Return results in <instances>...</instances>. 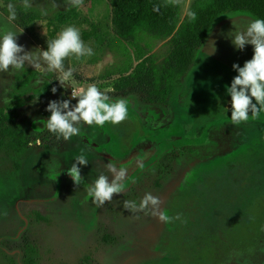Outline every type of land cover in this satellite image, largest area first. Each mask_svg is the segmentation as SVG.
Instances as JSON below:
<instances>
[{"label": "rangeland", "instance_id": "1", "mask_svg": "<svg viewBox=\"0 0 264 264\" xmlns=\"http://www.w3.org/2000/svg\"><path fill=\"white\" fill-rule=\"evenodd\" d=\"M177 1L186 12L191 0ZM29 3L41 17L20 27L15 12L10 18L2 11L11 5L13 12L16 4L0 0V36L23 30L16 42L24 51H43L61 30L73 26L94 55L66 58L65 70L73 71L62 82L43 62L40 67L25 62L21 69L0 71V108L21 97L16 121L29 137L23 155L8 146L9 140L0 144V264H24L29 245L36 250V264H264V110L234 124L226 91L237 75L232 65L242 67L253 55L252 45L234 47L233 31L256 18L244 11L220 17L215 31L194 51L181 84L165 103H158L145 86L113 88L119 77L107 73L120 57L106 47L113 31L109 0H82L79 6L70 0ZM69 7L76 8L78 18L52 30V14ZM84 31L93 34L84 38ZM212 44L215 51L209 54ZM30 70L38 76L27 87L20 86ZM44 81L56 91L36 97L34 90ZM91 84L113 102L128 101L132 112L127 118L107 123L121 158L103 149L108 134L101 126L82 122L80 134L68 141L45 126L49 101L67 99L75 105L72 89L78 94ZM144 127L162 133L167 143L193 141L157 153L156 141L144 138ZM81 154L88 164L77 165L83 179L75 185L67 169ZM107 164L126 169L127 175L123 191L99 207L87 188L102 173L111 182ZM186 176L189 185L177 194ZM145 193L159 197L160 209L170 217L180 214V219L161 223L150 210L123 207L124 201L139 205Z\"/></svg>", "mask_w": 264, "mask_h": 264}, {"label": "trees", "instance_id": "2", "mask_svg": "<svg viewBox=\"0 0 264 264\" xmlns=\"http://www.w3.org/2000/svg\"><path fill=\"white\" fill-rule=\"evenodd\" d=\"M17 14V24L25 27L27 23L41 17V13L31 7H25L23 0H5ZM112 7L111 23L113 31L109 35L106 47L110 52L120 57L107 75H118V81L113 85L115 90H125L131 86H145L153 96V101L165 103L173 94L176 87L181 84V78L191 64L194 51L206 41L214 24L225 13L231 11H244L256 19H264V0H191L186 12L182 10L177 0H109ZM3 13L12 17V10L8 7L2 9ZM189 13H195L196 19H191ZM15 16V15H14ZM78 18L75 7L56 10L48 25L56 31L60 26L70 23ZM93 32H83L84 38H90ZM163 49V52L160 50ZM36 70L28 71L20 86L27 87L30 81L38 76ZM52 83L44 81L34 90L36 97L52 94ZM16 102L0 108V144L5 140L8 146L18 155H23L29 143L21 126L16 121V108L23 105L21 97ZM128 112H132L128 107ZM106 122L102 127L108 140L102 145L103 149L114 158L123 157L118 150V143L110 136ZM147 135L144 138L156 141L157 153L165 147H174L189 143L193 140H175L167 143L162 133L155 135L153 131L144 127ZM195 142V141H194ZM158 155V154H156ZM155 158L138 168V172L147 167ZM193 172V171H192ZM195 180L200 175L192 173ZM131 176L130 180L135 177ZM186 176L177 194L189 185ZM126 186V185H125ZM35 248L28 246L24 264H36Z\"/></svg>", "mask_w": 264, "mask_h": 264}, {"label": "clouds", "instance_id": "3", "mask_svg": "<svg viewBox=\"0 0 264 264\" xmlns=\"http://www.w3.org/2000/svg\"><path fill=\"white\" fill-rule=\"evenodd\" d=\"M24 6L30 7L29 0H23ZM73 6H79L82 0H70ZM10 9L12 6H9ZM47 14L46 12L44 13ZM191 19L195 20V13H189ZM14 18V11L12 14ZM8 31L0 36V71H8L10 67L21 69L25 62L31 67H40L41 62L47 66L49 71L57 72L62 81L68 80L72 75V69L65 70L64 60L70 55L76 57L94 55L91 47L85 45L77 28L69 26L61 30L57 37L47 42V50L25 52L23 46L16 42L19 32ZM232 44L238 50H243L245 45H252L253 55L250 60L245 61L240 67L233 64L232 68L237 72L230 86L226 88L230 96L231 121L239 124L249 119V113L253 116L264 110V19L251 20L248 25L239 31H233ZM212 51L215 46L212 44ZM23 53V54H21ZM56 91L55 88L52 89ZM77 98L75 105L70 101H49L46 111L50 116L46 120V128L49 132L57 134L58 138L68 141L73 136L80 134L79 125L83 122L88 126H103L106 122L113 125L123 122L128 116V101L121 98L112 101L110 97L101 92L95 84L81 89L78 94L72 95ZM88 160L83 154L75 158V163L67 169L75 185H80L82 177L77 165H87ZM113 179L109 182L108 176L100 174L87 188V195L92 198L94 204L101 207L105 202L112 201L113 194L123 191L122 181L127 175V170L117 168L115 164L105 165ZM159 197L151 193H145L139 205L134 201H124L123 207L130 212L150 210L151 215L161 223H171L174 219H180V214L170 217L160 209Z\"/></svg>", "mask_w": 264, "mask_h": 264}, {"label": "built area", "instance_id": "4", "mask_svg": "<svg viewBox=\"0 0 264 264\" xmlns=\"http://www.w3.org/2000/svg\"><path fill=\"white\" fill-rule=\"evenodd\" d=\"M77 91L75 89H72V92H71V97L72 95H76ZM73 98V97H72Z\"/></svg>", "mask_w": 264, "mask_h": 264}, {"label": "flooded vegetation", "instance_id": "5", "mask_svg": "<svg viewBox=\"0 0 264 264\" xmlns=\"http://www.w3.org/2000/svg\"><path fill=\"white\" fill-rule=\"evenodd\" d=\"M218 24H220V23H218ZM212 30L215 31L214 28H213ZM211 32H212V31H211ZM209 36H210V34L208 35V37H209ZM208 37H207V39H208ZM207 39H206V40H207ZM142 142H143V141H142Z\"/></svg>", "mask_w": 264, "mask_h": 264}]
</instances>
